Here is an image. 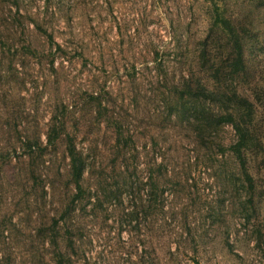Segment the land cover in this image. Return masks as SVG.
<instances>
[{
    "label": "rangeland",
    "instance_id": "1",
    "mask_svg": "<svg viewBox=\"0 0 264 264\" xmlns=\"http://www.w3.org/2000/svg\"><path fill=\"white\" fill-rule=\"evenodd\" d=\"M215 7L251 31L245 75L202 64L227 54ZM197 82L253 101L264 141V0H0V264H264L260 143L250 187L233 126L189 111L236 99H182Z\"/></svg>",
    "mask_w": 264,
    "mask_h": 264
},
{
    "label": "trees",
    "instance_id": "2",
    "mask_svg": "<svg viewBox=\"0 0 264 264\" xmlns=\"http://www.w3.org/2000/svg\"><path fill=\"white\" fill-rule=\"evenodd\" d=\"M220 27L228 35L227 39V54L219 61L208 64L210 61V54L205 46L201 53L202 64L207 66V69H211L212 77L216 81H221L222 78L245 75L247 72L248 64L245 55V40L246 37L251 36L250 30L245 27H237L233 25L231 19L225 17L218 7H215L213 27ZM212 27V28H213ZM60 47V46H58ZM226 93L219 88L210 87L204 83L197 82L195 85L187 84L186 89L181 92V98L188 95L190 100L196 99L199 103L203 102H215L220 105H225L227 100L233 101L236 99V103L232 109H226L225 113L214 112L210 108H207L204 104L201 106L190 107V115L199 123L200 132L204 129H211L223 124H231L236 131L238 139L229 148L233 154L238 158L241 168L245 174V178L250 182V187L253 184V178L250 175L247 166L246 151L252 146V141L260 143V149L264 157V141L256 134V130H253L251 124H253L255 103L247 97H243L237 93L233 88ZM63 129L55 127L53 136L49 141L54 142L62 133ZM254 138V139H253ZM256 146V145H255ZM68 155L70 156L71 173L72 178L81 192L82 184L81 180L85 172V161L80 155L73 139L68 136L67 144ZM79 194L76 198H79Z\"/></svg>",
    "mask_w": 264,
    "mask_h": 264
}]
</instances>
